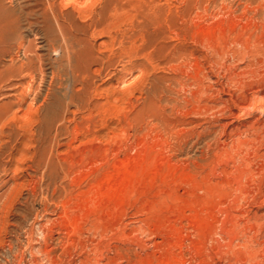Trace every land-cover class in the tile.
<instances>
[{"label": "rangeland", "instance_id": "1", "mask_svg": "<svg viewBox=\"0 0 264 264\" xmlns=\"http://www.w3.org/2000/svg\"><path fill=\"white\" fill-rule=\"evenodd\" d=\"M49 1L0 0V264H80L45 252L75 228L116 264H264V0Z\"/></svg>", "mask_w": 264, "mask_h": 264}, {"label": "bare ground", "instance_id": "2", "mask_svg": "<svg viewBox=\"0 0 264 264\" xmlns=\"http://www.w3.org/2000/svg\"><path fill=\"white\" fill-rule=\"evenodd\" d=\"M50 2V1H49ZM51 2H52V0H51ZM49 3V7L51 8V9H53L54 10V6H53V4L54 3ZM54 2V1H53ZM58 6V5H57ZM58 8H59V6H58ZM45 9V8H44ZM60 9V8H59ZM47 11V10H46ZM52 11V10H51ZM50 11V12H51ZM65 11V10H64ZM11 12V11H10ZM9 12V13H10ZM43 12V11H42ZM41 12V13H42ZM59 12L60 13H63V12H61L60 10H59ZM65 13V12H64ZM52 14L54 15V13H53V11H52ZM52 15V16H53ZM56 15L58 16V14L56 13ZM63 15H65V14H63ZM55 17V16H54ZM53 17V18H54ZM66 17V16H65ZM68 17V16H67ZM58 18H59V16H58ZM60 21H61V19H60ZM63 21H66V19L64 20L63 19ZM250 21V20H249ZM251 22V21H250ZM30 23V22H29ZM56 23V22H55ZM248 25V24H247ZM246 26V25H245ZM21 27V26H20ZM59 27V26H58ZM63 27V26H62ZM31 28H32V26H31ZM247 29V28H246ZM248 31V30H247ZM250 31V30H249ZM253 31V30H252ZM238 32V31H237ZM254 32V31H253ZM233 33V32H232ZM241 33H242V31H241ZM245 33V32H244ZM252 33V32H251ZM232 35V34H231ZM238 35V34H237ZM249 35H250V33H249ZM251 36H253L252 34H251ZM62 37H63V35H62ZM221 37V36H220ZM228 37V36H227ZM239 37V36H238ZM243 37V36H242ZM250 37V36H249ZM240 38V37H239ZM64 39V38H63ZM62 39V40H63ZM216 39V38H215ZM218 39H219V37H218ZM236 39V38H235ZM65 40H66V38H65ZM220 40V39H219ZM247 40V39H246ZM251 40V39H250ZM64 41V40H63ZM226 41V40H225ZM243 41L245 42V40L243 39ZM64 42H66V41H64ZM220 42V41H219ZM68 43V42H67ZM66 44V43H65ZM229 44V43H228ZM235 44H236V42H235ZM68 45V44H67ZM232 45V44H231ZM241 45V44H240ZM245 45V44H244ZM26 46V45H25ZM50 46V45H49ZM66 46V45H65ZM217 46V45H216ZM222 46H224V45H222ZM218 47V46H217ZM225 47V46H224ZM223 47V48H224ZM242 47H243V45H242ZM58 48V47H57ZM66 48V47H65ZM219 48V47H218ZM238 48V47H237ZM61 49V48H60ZM231 49V48H230ZM235 49V48H234ZM251 49V48H250ZM24 50V49H23ZM214 50V49H213ZM218 50V49H217ZM220 50V49H219ZM218 50V51H219ZM239 50V49H238ZM249 50V49H248ZM61 51H62V49H61ZM217 51V52H218ZM228 51H230V50H228ZM257 51V50H256ZM226 52V51H225ZM216 53V52H215ZM219 53V52H218ZM227 53V52H226ZM232 53H233V51H232ZM51 54V53H50ZM236 54V53H235ZM26 56V55H25ZM68 56V55H67ZM225 56V55H224ZM235 55H233V57H234ZM245 56V55H244ZM59 57V56H58ZM61 57V56H60ZM221 58V57H220ZM255 59V58H254ZM12 60V59H11ZM256 60V59H255ZM25 64V63H24ZM10 65V64H9ZM60 65V64H59ZM189 65V64H188ZM16 66V65H15ZM56 66V65H55ZM58 66V65H57ZM197 66V68H198V65H196ZM195 66V67H196ZM14 67V66H13ZM15 68V67H14ZM2 69V68H1ZM0 69V77L2 76V74H3V70H1ZM13 69V68H12ZM225 69V68H224ZM229 69V68H228ZM133 70V69H132ZM232 70V69H231ZM5 71V70H4ZM233 71V70H232ZM235 71V70H234ZM56 72V71H55ZM54 72V73H55ZM194 73V72H193ZM231 73V72H230ZM241 73V72H240ZM202 75V74H201ZM196 76V75H195ZM203 77V76H202ZM193 80V79H192ZM5 81V80H4ZM199 83V82H198ZM186 84V83H185ZM200 84V83H199ZM201 84H202V82H201ZM189 85V84H188ZM186 86V85H185ZM194 86V85H193ZM199 86V85H198ZM192 87V86H191ZM186 88V87H185ZM194 88H195V86H194ZM199 88V87H198ZM200 89H201V87H200ZM200 89H197L198 91L200 90ZM197 90H195L196 92H197ZM201 91V90H200ZM20 92V91H19ZM194 92V91H193ZM198 94V93H197ZM199 94H200V92H199ZM202 95V94H201ZM200 95V96H201ZM169 96V95H168ZM167 96V97H168ZM190 96V95H189ZM195 96V95H194ZM16 98V97H15ZM20 98V97H19ZM197 98V97H196ZM195 98V99H196ZM191 99V98H190ZM198 99V98H197ZM177 101V100H176ZM175 101V102H176ZM181 101H182V99H181ZM195 102V101H194ZM205 102V101H204ZM178 103V102H177ZM188 103V102H187ZM203 103V102H202ZM174 104V103H173ZM179 105V104H178ZM236 105L237 106H239L237 103H236ZM230 106V105H229ZM13 107V106H12ZM227 107V106H226ZM223 108V107H222ZM1 109V108H0ZM174 109V108H173ZM162 110V109H161ZM184 110H185V108H184ZM225 110V109H224ZM228 110V109H227ZM178 111V110H177ZM229 111H231V110H229ZM232 111H234V110H232ZM161 112V111H160ZM224 112V111H223ZM2 113V112H1ZM220 113V112H219ZM224 118V117H223ZM232 118V117H231ZM165 120V119H164ZM163 120V121H164ZM170 122V121H169ZM171 123V122H170ZM178 128V127H177ZM257 129V128H256ZM259 129V128H258ZM79 130V129H78ZM171 130H172V128H171ZM225 130V129H224ZM255 130V129H254ZM203 131V130H202ZM222 132V131H221ZM220 132V133H221ZM224 132V131H223ZM229 133V132H228ZM233 133V132H232ZM236 133V132H235ZM234 133V134H235ZM239 133V131L236 133V134H238ZM263 134V133H262ZM260 135V137H258L259 138V140H262V138L264 137V135H261V133L259 134ZM254 136V135H253ZM201 137V136H200ZM235 137V136H234ZM257 138V139H258ZM176 139V138H175ZM235 139V138H234ZM238 139V138H237ZM180 140V139H179ZM201 140V139H200ZM234 141V140H233ZM244 141V140H243ZM237 142V141H236ZM245 142V141H244ZM250 142H252V141H250ZM232 143H234V142H232ZM163 144V143H162ZM235 144V143H234ZM250 144V143H249ZM221 145V144H220ZM239 145V144H238ZM245 145V144H244ZM248 145V144H247ZM212 146V145H211ZM237 146V145H236ZM171 147V146H170ZM224 147V146H223ZM177 148V147H176ZM219 148H220V146H219ZM222 148V147H221ZM229 148V147H228ZM111 150V149H110ZM186 150V149H185ZM242 150V149H241ZM220 151V150H219ZM233 151H234V149H233ZM179 152V151H178ZM174 153V152H173ZM180 153V152H179ZM72 154H73V152H72ZM70 156V155H69ZM85 156V155H84ZM89 156V155H88ZM71 157V156H70ZM176 157V156H175ZM173 160V159H172ZM83 163H85V162H83ZM185 163H186V161H185ZM83 165V164H82ZM127 167V166H126ZM223 167V166H222ZM203 169V168H202ZM129 170V169H128ZM127 170V171H128ZM129 172V171H128ZM64 173V172H63ZM126 178V177H125ZM124 183V182H123ZM76 185V184H75ZM81 186V185H80ZM114 187V186H113ZM65 189V188H64ZM117 189V188H116ZM99 192V191H98ZM93 194V193H92ZM105 194V193H104ZM97 195V194H96ZM100 195H102L101 193H100ZM110 195V194H109ZM112 196V195H111ZM97 197H100L99 195L97 196ZM102 198V197H101ZM60 200V199H59ZM70 200V199H69ZM98 200V199H97ZM52 201H54V200H52ZM57 201V200H56ZM60 202V201H59ZM62 202V201H61ZM97 202V201H96ZM52 203H54V202H52ZM56 203V202H55ZM63 203V202H62ZM66 203V202H65ZM68 203V202H67ZM47 204V203H46ZM58 204V203H57ZM70 204V203H69ZM101 204V203H100ZM60 206V205H59ZM58 206V207H59ZM69 206V205H68ZM51 207V206H50ZM46 208H47V206H46ZM60 208V207H59ZM63 208V207H62ZM82 209H84V208H82ZM81 209V210H82ZM60 210V209H59ZM63 209H61V211H62ZM79 210H80V208H79ZM87 210V209H86ZM85 210V211H86ZM82 211H84V210H82ZM49 212V211H48ZM63 212H65V209H64V211ZM52 213H54V212H51V214ZM58 213H60V211H58ZM80 213V212H79ZM86 213V212H85ZM63 214V213H62ZM67 214V213H66ZM83 215V214H82ZM85 215V214H84ZM61 216L62 215H60V218H61ZM64 216V215H63ZM62 216V217H63ZM73 216V215H72ZM67 217V216H66ZM77 217V216H76ZM53 218V217H52ZM59 218V219H60ZM64 218H65V216H64ZM63 218V219H64ZM72 218H74V217H72ZM68 219V218H67ZM94 219H96V218H94ZM94 219H92V220H94ZM50 220H52V219H50ZM72 220V219H71ZM48 221H49V219H48ZM47 220L45 221V223L47 224V222H48ZM53 221H54V219H53ZM65 221H68V220H66L65 219ZM65 221H64V223H65ZM70 221V220H69ZM95 221V220H94ZM57 222V221H56ZM60 222V221H59ZM63 223V222H62ZM70 223V222H69ZM92 223V222H91ZM46 224H43V225H46ZM96 224V223H95ZM72 225V224H71ZM87 225V224H86ZM49 226H52V224L51 225H49ZM73 227H75L74 226V224L72 225ZM47 227V226H46ZM62 228V227H61ZM53 229V228H52ZM54 229H56V227L54 228ZM58 229V228H57ZM91 229V228H90ZM41 230V229H40ZM60 232V236H59V239L55 242H52V243H55L54 245H52L50 248H46L45 249V252L47 253V255H49V256H51V254L52 253H55V255H54V258L55 259H57L58 261H61L64 257H66V256H69V257H71L72 255H73V251H79V255L81 256H79L80 258V264H101V262H102V260H103V262H104V264H116V263H118L117 262V260H118V258H119V253H120V251H121V249L122 248H120V247H112V245H110L108 248H110V250L113 252V254L112 255H109V256H106L107 254H105V258H103V257H101V254L100 253H98V250H99V244L97 243V240H96V242H94L93 243V247H92V250H93V256H91L92 254H90V252L89 253H86L85 252V250H87L86 249V246H88L87 244L91 241H87L85 238H84V236H83V229H79V228H75L74 229V232H73V235H71V234H69V235H71V236H66V232H64L63 230H60V229H58ZM58 230H56V231H58ZM64 230H65V228H64ZM71 230H73V229H71ZM66 231V230H65ZM89 232L90 231H92V229L91 230H88ZM33 232V231H32ZM41 233H42V231H40ZM87 232V231H86ZM88 232V233H89ZM100 232V231H99ZM58 233V232H57ZM30 234V233H29ZM43 234H45V237H44V243L43 244H41V245H47L48 243H50V241L51 240H54V235H52L51 234V232H49V231H44V233ZM87 234V233H86ZM91 234V233H90ZM100 234V233H99ZM59 235V234H58ZM97 235H98V231H97ZM137 235V234H136ZM56 237V236H55ZM91 237V236H90ZM94 237H96V234L94 235ZM108 238V237H107ZM31 239V238H30ZM56 239H57V237H56ZM97 239V238H96ZM106 239V238H105ZM34 241H35V239H33ZM172 240V239H171ZM29 240H27V242H28ZM99 241H100V239H99ZM88 242V243H87ZM93 242V241H92ZM114 242V241H113ZM30 243H31V241H30ZM25 244V243H24ZM103 244V243H102ZM101 244V245H102ZM110 244V243H109ZM90 245V244H89ZM32 246V245H31ZM37 245H35V247H36ZM40 246V245H39ZM107 246H108V244H107ZM27 247H28V244H27ZM48 247V246H47ZM102 247H104V246H102ZM134 247V246H133ZM89 248V247H88ZM107 248V249H108ZM127 250H128V247L126 248ZM29 250V249H28ZM31 250V249H30ZM44 250V249H43ZM91 250V251H92ZM105 250H106V248H105ZM120 250V251H119ZM33 251V250H32ZM35 251V250H34ZM125 251V250H124ZM131 252V251H130ZM129 252V253H130ZM38 253V252H37ZM134 253V252H133ZM30 254V253H29ZM41 254V253H40ZM42 254H44V253H42ZM143 254V253H142ZM31 255V254H30ZM46 255V254H45ZM188 255V254H187ZM16 256V255H15ZM21 256V255H20ZM17 257V256H16ZM68 257V258H69ZM34 258V257H33ZM52 258V257H51ZM36 259V258H35ZM78 259V260H79ZM66 261V260H65ZM69 261V260H68ZM70 261H71V259H70ZM73 261V260H72ZM75 261H77V260H75ZM78 262V261H77ZM197 262V261H196ZM69 263V262H68ZM67 263V264H68ZM74 264V263H73ZM76 264V263H75ZM78 264V263H77ZM126 264H131V255H128V258H127V263ZM201 264H202V262H201Z\"/></svg>", "mask_w": 264, "mask_h": 264}]
</instances>
